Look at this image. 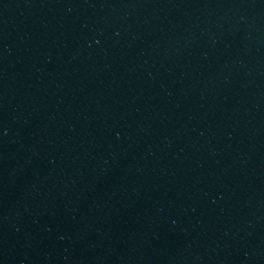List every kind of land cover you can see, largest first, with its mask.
Instances as JSON below:
<instances>
[{
	"label": "water",
	"instance_id": "water-1",
	"mask_svg": "<svg viewBox=\"0 0 264 264\" xmlns=\"http://www.w3.org/2000/svg\"><path fill=\"white\" fill-rule=\"evenodd\" d=\"M129 264H264V0H54Z\"/></svg>",
	"mask_w": 264,
	"mask_h": 264
}]
</instances>
